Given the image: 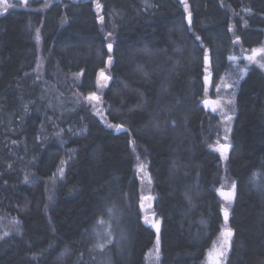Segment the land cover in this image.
Here are the masks:
<instances>
[{
  "label": "trees",
  "instance_id": "1",
  "mask_svg": "<svg viewBox=\"0 0 264 264\" xmlns=\"http://www.w3.org/2000/svg\"><path fill=\"white\" fill-rule=\"evenodd\" d=\"M97 2L102 26L90 0L0 13V214L17 224L0 264H145L155 235L137 206L140 163L161 220L159 264L201 263L223 229L216 189L229 183L225 264H264L262 72L239 84L225 160L208 149L216 118L201 106L204 72L224 68L233 38L242 50L262 42L264 0Z\"/></svg>",
  "mask_w": 264,
  "mask_h": 264
},
{
  "label": "rangeland",
  "instance_id": "2",
  "mask_svg": "<svg viewBox=\"0 0 264 264\" xmlns=\"http://www.w3.org/2000/svg\"><path fill=\"white\" fill-rule=\"evenodd\" d=\"M53 1L57 0H42V4L39 7L31 8L32 11L37 12H45L50 5L53 3ZM61 1V0H58ZM93 2V5L96 9V16L98 23L102 26L103 20L101 19V10L97 8V0H90ZM27 3H20V0H6V3L4 0H0V13L5 12V8H7L6 11L12 10V9H24L27 10ZM188 10V8H187ZM245 12L243 11L244 15ZM243 17V16H242ZM241 17V20H243ZM242 25H244L242 23ZM105 38H106V49L108 50L107 45L113 44L114 41V35L112 32H104ZM111 33V35H109ZM264 35V32H263ZM34 40L36 42L37 49L39 51L40 48V40L38 36V29L35 32ZM233 42L235 45V50L233 49L226 55V60L224 64V68L221 69V71H217L219 68V65L217 62H215V65L210 67L204 72V76L209 77V82L206 85L205 89V95L202 99L201 106L205 112H207L209 115L215 117L216 122L214 123L213 127L211 128V140L208 142V149L218 153L222 160H225V158L221 155V152L217 150L221 145H227L230 144L229 142V134L230 129L232 125L233 116L236 112V93L238 91V87L242 79L246 76L247 72L251 67L258 68L263 76H264V67H261L262 64H264V56H257L255 61H249L247 59L248 56L252 55L253 49H260L264 48V38L260 45L249 49V50H242L239 47L238 42L236 39L233 38ZM108 52H111L108 50ZM245 56V57H244ZM209 58V56L207 55ZM244 57V58H243ZM40 55L38 56L34 69L33 74L35 77H40L43 73V64ZM111 63H109V59L107 60L104 68L105 74L108 73V69L110 68ZM217 71V73H215ZM105 81L103 83H100L101 85H105ZM206 83V81H205ZM205 101L213 102L209 104H205ZM96 102V101H94ZM213 108L216 110L213 111ZM92 112L96 114L98 117H101L104 110L100 103L92 104L91 108ZM231 117V120L227 119V117ZM228 154V150L226 155ZM141 164V163H140ZM138 164L135 169V177L137 179L138 183V201L137 206L140 210L141 214V223L151 229L154 232L155 238L153 242V246L147 251L145 254V264H159L160 261V253H157L156 251V229L152 227L151 224L145 223V217H147L149 220H158L160 222L161 227V220L154 212L153 206L155 201V194L152 192V180L150 178V174L147 170V168L144 166V171H139ZM64 165V164H63ZM62 165V166H63ZM144 165V164H143ZM62 169H59L57 172L58 177H61V171ZM233 184L229 183L227 186L222 185L219 188L216 189V194L219 197L222 208H223V216H224V209L227 208L229 210L231 203L229 204L225 199L221 196V191H229L231 190ZM146 197H151V199H145ZM223 229L225 226V219L223 220ZM17 224L13 219H10L6 217L3 214H0V239L4 238L5 236L9 235L10 233L14 232L16 230ZM217 234L215 240L211 244V246L206 250L203 260L200 264H210L209 262V252L213 249L214 243L216 247H219L221 243V232L222 230ZM160 236V232H159ZM229 251V250H228ZM228 255V252H227ZM158 257V258H157ZM226 263V259L224 260L223 264Z\"/></svg>",
  "mask_w": 264,
  "mask_h": 264
},
{
  "label": "snow or ice",
  "instance_id": "3",
  "mask_svg": "<svg viewBox=\"0 0 264 264\" xmlns=\"http://www.w3.org/2000/svg\"><path fill=\"white\" fill-rule=\"evenodd\" d=\"M4 2L6 3V0H4ZM183 2V0H182ZM100 5L97 4V8H99ZM188 5L185 2V9H187ZM7 10V8H5V11ZM191 14H189V23H191ZM101 19H103L101 17ZM109 35H111V33H109ZM197 39H199V37H197ZM236 41H239V37H236ZM108 50L112 51V44H108L107 45ZM257 56H264V48H260V49H253L252 51V55L248 56L247 59L249 61H255ZM109 63H111V57H109ZM205 63H208V57L205 56ZM261 67H264V64L261 65ZM110 77L105 75L104 71L101 70L99 73V80H103V81H107L109 80ZM205 81L206 83L209 82V77H205ZM86 99L88 100H99V97H97L95 95V93L90 94ZM209 103H213V102H209V101H205V104H209ZM216 109L213 108V111H215ZM227 119L231 120V117H227ZM117 129H120L122 126L120 125H116ZM228 145H221L217 150L221 151V155L226 159L227 158V150H228ZM138 170L139 171H144V165L140 164L138 166ZM235 188L236 185L233 183L231 190L229 191H221L220 194L221 196L225 199V201H227L229 204L231 203V201L233 200V198L236 195L235 192ZM145 199H151V197H146ZM228 209L225 208L224 209V219H225V225H227V221H228ZM145 223H149L152 225V227H154L156 229V251L157 253H159V248H160V236H159V232H160V222L158 220H149L147 217H145ZM233 236V231L231 228H228L225 226V228L222 230L221 232V243L219 245V247L215 246L214 243V247L213 249L209 252V262L210 264H223L224 260L227 258V252L229 250V248L231 247V238ZM102 247V246H101ZM158 258V257H157Z\"/></svg>",
  "mask_w": 264,
  "mask_h": 264
},
{
  "label": "water",
  "instance_id": "4",
  "mask_svg": "<svg viewBox=\"0 0 264 264\" xmlns=\"http://www.w3.org/2000/svg\"><path fill=\"white\" fill-rule=\"evenodd\" d=\"M23 3H25L27 0H21ZM208 77V76H207ZM206 85H207V83H206ZM229 147H228V150L230 149V144H227ZM221 152V151H220Z\"/></svg>",
  "mask_w": 264,
  "mask_h": 264
},
{
  "label": "bare ground",
  "instance_id": "5",
  "mask_svg": "<svg viewBox=\"0 0 264 264\" xmlns=\"http://www.w3.org/2000/svg\"><path fill=\"white\" fill-rule=\"evenodd\" d=\"M244 57H245V56H244ZM244 57H243V58H244ZM98 77H99V76H98ZM204 80H205V76H204Z\"/></svg>",
  "mask_w": 264,
  "mask_h": 264
}]
</instances>
